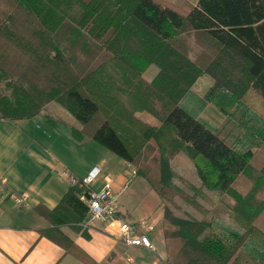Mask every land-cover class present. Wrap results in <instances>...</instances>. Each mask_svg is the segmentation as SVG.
Here are the masks:
<instances>
[{"label": "trees", "instance_id": "1", "mask_svg": "<svg viewBox=\"0 0 264 264\" xmlns=\"http://www.w3.org/2000/svg\"><path fill=\"white\" fill-rule=\"evenodd\" d=\"M184 33L214 49L191 57L187 39L177 42ZM151 64L158 70L148 81ZM204 72L210 92L226 89L223 103L248 91L264 103V0H197L187 10L160 0H0V118L41 114L72 143L95 141L129 163L160 198L165 264H264V159L192 109L191 86ZM50 103L75 122L47 113ZM179 154L194 169L187 187L172 165ZM81 181L53 208L36 207L46 235L65 247L62 226L88 237L81 196L91 189ZM206 191L232 199V221L200 205ZM178 200L203 217L177 213Z\"/></svg>", "mask_w": 264, "mask_h": 264}, {"label": "crops", "instance_id": "2", "mask_svg": "<svg viewBox=\"0 0 264 264\" xmlns=\"http://www.w3.org/2000/svg\"><path fill=\"white\" fill-rule=\"evenodd\" d=\"M48 108L47 113L59 115L55 108ZM69 116L63 118L75 122ZM98 149L92 140L72 143L41 114L16 121L0 118V264H165L162 205L157 192L142 176L128 173L133 168L129 163L121 158L107 159ZM94 166L99 173L89 185L91 192L108 182L118 195L119 210L110 222L87 223L86 219L88 237L81 228L60 227L69 241L62 246L46 235L50 228L36 207L56 206L68 186ZM18 196L22 197L20 203L15 200ZM140 217H149L154 223L148 233L154 250L127 245L119 236L120 221Z\"/></svg>", "mask_w": 264, "mask_h": 264}, {"label": "rangeland", "instance_id": "3", "mask_svg": "<svg viewBox=\"0 0 264 264\" xmlns=\"http://www.w3.org/2000/svg\"><path fill=\"white\" fill-rule=\"evenodd\" d=\"M165 3H171L178 7L180 10H187L190 6L194 5L197 0H160ZM188 34V35H186ZM187 39V40H185ZM186 41L187 48L190 50V56L195 58H203L204 53L210 52L214 47L209 43L206 37L202 34L184 33L179 35L177 42L185 46L182 41ZM191 46L188 47V46ZM158 68L156 65H149L142 73L145 80L150 81L156 74ZM212 77L208 73H202L196 79V81L191 86L192 94L189 96V103L197 115L206 122L210 127L217 129L228 141L238 148H244L245 146H252L253 151L256 153L258 160L264 159V148L260 147L262 143V135L264 132V103L259 101L255 95L248 91L239 100H230L223 103L227 97L223 96L226 89L210 92L212 87ZM208 92V96L206 95ZM224 92V93H223ZM223 103L222 108L219 104ZM55 108V113L62 115L65 118L70 119L69 114L56 103L49 104V110ZM136 115L146 121L149 118L153 123H158V121L147 111H138ZM147 122V121H146ZM94 146H97L100 152L105 153L107 159L115 158L120 159L115 153L107 150L99 143L93 141ZM255 144V145H254ZM259 144V145H258ZM114 165V163H112ZM175 173L181 178V183L184 187H187V183L195 179L194 169L191 161L186 157L185 154H179L172 161ZM188 191V189L185 188ZM206 195L204 199H200V205L207 210H212L220 216L221 222L232 221L229 216V206L232 203V199L226 195H215L205 192ZM180 207L177 208L176 212L185 215L189 214L195 217H203V213L200 212L198 206H189L183 201L177 202ZM208 216V215H207ZM264 224V219L263 223ZM162 225V222H161ZM257 248V247H256Z\"/></svg>", "mask_w": 264, "mask_h": 264}, {"label": "built area", "instance_id": "4", "mask_svg": "<svg viewBox=\"0 0 264 264\" xmlns=\"http://www.w3.org/2000/svg\"><path fill=\"white\" fill-rule=\"evenodd\" d=\"M99 173V168L94 166L83 178L81 184L89 186ZM128 173L135 174L134 168ZM88 207L87 223L91 221L110 222L114 220L119 210V198L109 186L107 182L105 186L98 190L92 191L88 197L81 196ZM20 203L22 197H15ZM154 228V223L149 217H140L137 220L127 222H119V236L121 240L130 246H143L155 249L154 244L150 240L148 233Z\"/></svg>", "mask_w": 264, "mask_h": 264}]
</instances>
